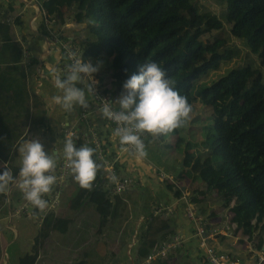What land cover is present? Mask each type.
Returning a JSON list of instances; mask_svg holds the SVG:
<instances>
[{
  "label": "trees",
  "instance_id": "trees-1",
  "mask_svg": "<svg viewBox=\"0 0 264 264\" xmlns=\"http://www.w3.org/2000/svg\"><path fill=\"white\" fill-rule=\"evenodd\" d=\"M222 4L220 17L211 12L199 14L192 0H40L41 31L49 35V30L63 21L61 8L69 9L72 20L84 23V38L74 39L81 48L82 60L94 63V59H104L114 88L122 92L123 83L138 73L140 63L154 61L191 106L197 100L202 108L207 106L211 122L197 128L195 139L182 138L181 127L155 139L165 141L167 148H176L182 142L174 177L198 179L204 185L203 189L192 188L187 194L188 201L197 204V194L214 193L216 201L230 212L231 231H239L259 249L264 242V76L257 67L245 62L228 67L213 79L202 80L209 71L230 59L234 51L221 45L223 37L217 34L210 40H202L203 32L197 26L187 34L179 32L192 18H202L208 29L220 28L224 20L229 23V33L242 39L264 65V0H223ZM44 18L53 21L48 25ZM8 29V22L0 18V162L6 163L0 166V172L9 170L15 177L20 165L11 162L14 147L27 138L30 128L42 124V117L31 111L19 62L21 48L10 39ZM197 82L201 83L200 88L192 93ZM100 86L109 90L108 86ZM88 123L82 119L76 126L72 138L77 147L94 148L92 142L84 139ZM45 152L52 154L51 150ZM93 158L101 167L91 187H81L69 170V188L63 203L73 212L92 204L100 219H104L115 212L117 203L109 188L102 184L106 178L96 150ZM163 179L174 196L181 194L178 185L169 178ZM61 183L56 181L52 188H62ZM70 220L52 209L46 210L30 249L18 256L17 264H33L48 232L65 231ZM201 220L205 230L210 227L205 219ZM171 231L166 217L148 216L138 233L137 252L146 255L165 241Z\"/></svg>",
  "mask_w": 264,
  "mask_h": 264
},
{
  "label": "crops",
  "instance_id": "crops-1",
  "mask_svg": "<svg viewBox=\"0 0 264 264\" xmlns=\"http://www.w3.org/2000/svg\"><path fill=\"white\" fill-rule=\"evenodd\" d=\"M61 9L63 21L55 24L52 31L62 37L83 39L85 36L84 23L72 20L69 9L64 7ZM0 11V18L9 24L7 33L10 39L21 48L19 62L24 73V87L29 94L31 111L35 113L36 117H42V124L30 128L27 138L14 147L12 164L21 166L18 149L28 139L39 141L45 151L51 150L52 154H55L58 147L57 141L64 138V132L75 131L78 122L83 119L97 130L103 157L112 162L114 173L117 176L127 175L131 178L128 188L118 193L112 192L111 185L108 186L111 182L107 178L102 184L109 188L110 195L115 196L117 203L115 212L100 219L98 213L93 211L91 228L80 227L72 230V234L77 235L76 240L80 242H84L83 236H87L89 240L94 236V240H92L95 241L94 244L84 242L73 249H70L67 244L62 254L59 245L43 246L42 243L38 248L36 258L40 257V252L43 250L48 257V262H46L48 264L55 261H58L57 264H73L78 260H81L82 264H209L204 258L198 236L194 233L193 224L184 214V207L187 203L183 195L188 194L192 188L203 189L204 185L198 179L186 180L182 178L178 180L174 177L179 168L181 152L178 148L180 147L178 146L174 150L167 148L164 146L165 141L157 140L145 133L141 138L145 143L146 155L138 157L134 152L120 150L118 139L111 133L109 123L95 108L91 100H89L88 109L77 107L70 113L60 110L52 99L55 94L53 82L57 75L61 78L64 75L59 69V49L52 42L50 36L41 31L43 14L40 0H0ZM105 62L104 59H94L92 64L98 65L99 70L93 74V77L100 85L109 87L114 102L119 98L121 90L114 88L111 84ZM76 86L83 88V85L79 83ZM34 99L37 101L36 105ZM62 160L63 156L56 162L53 172H56ZM5 164V162H0V166ZM18 172L15 177L18 176ZM161 174H166L167 177H170L169 181L180 187L182 192L179 196H174L172 190L165 187L163 178L166 177ZM68 181L69 175L61 183L63 189ZM62 188L60 187L59 205L62 199L64 207L61 208L57 205L55 208H51L60 215L62 214L58 213L60 208V211L63 208L67 209L63 203L65 193L61 194ZM197 196V204L191 202V205L210 226L207 228V232L212 233L206 239L207 245L229 253L233 255H230L231 257L240 259L242 262L254 260L257 254L264 255V242L259 249H256L245 235H241L239 231H231L233 224L229 221L230 212L223 208L218 200L216 201L214 193L203 192ZM0 199L1 251V247L7 239L8 232L5 229L17 233L16 227L9 222V218L13 217L12 215H22L37 224V229L39 222L37 211L40 210L30 203L26 212H15V209L20 207L23 202V193L15 183L9 184ZM83 209H86L83 212H89L86 205ZM212 211L215 212V215H210ZM75 213L67 209L63 214L72 219ZM150 215L166 217L168 220L172 231L166 235L167 239L165 238V240L179 235L181 241L179 246L174 247L165 256L145 261V255L137 252V238L139 231L144 226V220ZM81 217L85 218L82 212ZM51 231L48 233L50 234ZM218 234L224 236L219 237ZM2 263L0 262V264Z\"/></svg>",
  "mask_w": 264,
  "mask_h": 264
},
{
  "label": "clouds",
  "instance_id": "clouds-1",
  "mask_svg": "<svg viewBox=\"0 0 264 264\" xmlns=\"http://www.w3.org/2000/svg\"><path fill=\"white\" fill-rule=\"evenodd\" d=\"M98 70V65L94 66L80 57L73 59L63 78L59 75L55 77L52 99L60 110L70 113L77 107L88 109L89 100L95 95L93 74ZM78 83L83 88H78ZM122 88L116 101L102 100L97 110L104 119L117 125L113 136L118 138L125 152L144 157L142 134L156 138L181 127L190 118L192 106L187 98L180 94L154 61L140 63L138 73H133ZM57 145L55 155L62 154L74 180L81 187L90 188L101 167L93 158L95 149L87 145L77 147L69 134L58 140ZM18 152L21 157L18 176L14 177L9 170L0 172V193L5 192L10 183H15L24 199L43 211L48 206L44 196L51 192L57 180L52 174L56 166L54 154L46 153L44 146L33 139L26 140Z\"/></svg>",
  "mask_w": 264,
  "mask_h": 264
},
{
  "label": "rangeland",
  "instance_id": "rangeland-1",
  "mask_svg": "<svg viewBox=\"0 0 264 264\" xmlns=\"http://www.w3.org/2000/svg\"><path fill=\"white\" fill-rule=\"evenodd\" d=\"M192 1L199 14H202L204 12H209V13L211 12L222 17L220 14L223 9L222 6L223 0H192ZM189 18H191V15H189ZM194 26L201 28L203 32L201 34L202 40H210L214 35L217 34L218 36L223 37L221 45L229 46L234 51V54L230 59H228L225 62H222L217 69L209 71L208 74L204 76L202 80L213 79L216 76L220 75L222 72H224L228 67L243 64L245 62H249L252 66L257 67L260 71V74L264 76V65L260 64L257 56L254 53H251L247 49L242 39L233 37L229 33L228 22L223 20L220 28L208 29L207 27L205 28L202 18L201 19L199 17L195 19L192 18L187 26H183L180 28L179 32L183 34H187ZM200 85L201 83L197 82L193 88L192 93H194L195 91L197 92L198 89L200 88ZM197 101L192 105V112L190 113V118L183 123L179 131L180 136H182V138L184 139H195L196 134L198 133L197 128L199 126L211 122L209 108L207 106L202 108L201 104L198 103ZM179 146H182V142L179 144ZM170 149L174 150L175 147ZM61 158H62V154L53 155V159L56 162H58ZM67 183L68 182H66V184L64 183L65 186L61 194L66 192L65 188L66 190L68 188ZM59 206L61 208L64 207L62 204V199L60 201ZM61 208L59 209L58 213H62L61 216H63L64 210L66 212L67 209L63 208L62 211H60ZM86 208H89V212H83L86 209L85 210L80 209L72 216V219L69 221L65 231H59L56 229L52 230L51 233L48 234V236L44 239L42 245L43 246H48L49 244L51 245L56 244V246L59 245L61 248V253L63 254L64 248L66 247L67 244L70 246L69 247L70 249H73L75 246L81 245L84 242H89L90 244H94L95 241H92L94 240V236H92L91 240H89L87 236H83L82 238L84 239V242H80L79 240H76L78 236L77 235L74 236L72 234L73 229H77L80 227L83 228L92 227L93 217L91 216L93 211H95V209L92 206V204H86ZM81 212L82 215H85V218L81 217ZM12 216L13 217L9 218V222L16 227L17 233L16 232L14 233L9 229H5V231H7L8 233H7V239L5 240L6 243L3 244L0 251V262H3L2 264H17L18 256L30 249L32 237L36 232L37 224H34L31 219L23 217L22 215L21 216L12 215ZM40 253H41L40 257L36 258L33 264H48L46 263L48 262V257L46 256V252L42 250ZM57 263L58 261H55L51 264H57Z\"/></svg>",
  "mask_w": 264,
  "mask_h": 264
},
{
  "label": "built area",
  "instance_id": "built-area-1",
  "mask_svg": "<svg viewBox=\"0 0 264 264\" xmlns=\"http://www.w3.org/2000/svg\"><path fill=\"white\" fill-rule=\"evenodd\" d=\"M52 21H53L52 18L50 19L44 18L45 24L49 25L52 23ZM49 36L52 42L55 43V45L59 49V53H60L59 69L62 75H65L69 65L73 62V59L81 57V48L76 40L68 37H62L58 35L56 32H53L52 29L51 31L49 30ZM93 80L96 82L93 84L95 95L90 100L91 102H93L95 108L97 109L100 101L102 100L113 101V100L110 90H105L102 86H100L99 82L95 79V77H93ZM116 110L119 109L117 108ZM107 122L109 123L111 133H113L117 125L111 120H107ZM64 133L69 134L73 137L75 131L67 130ZM84 139L85 141L92 142V144L94 145V148L96 150V155L102 162L103 175L106 179L108 178L111 182L109 183V185H111L112 192L118 193L128 188V186L131 184V178L127 175L117 176L114 173L112 162L109 159L103 157L100 138L93 127L91 126L87 127ZM119 147L120 150L123 151L122 146L120 144ZM68 173H69V169L65 166V162L63 159L60 162L56 172H53L52 174L57 177L56 181L63 182L64 179L67 177ZM161 176L170 178L167 177L166 174H161ZM59 193H60V187H56L54 189L52 188L50 193L45 194L44 199L48 201V206L43 211H39V213L37 214L38 220L41 219L42 214L46 210L55 208L59 204ZM183 197L185 198V202L187 203V205L184 207V214L192 222L194 233L198 236V242L202 246L204 258L209 264H262V262L264 261L263 254H257L255 256V259L250 262H242L237 258L231 257L228 254L222 251H218L214 249L212 246L207 245L206 239L209 235H211L212 232L210 231L207 232V229L205 230L203 221L201 220L200 215L195 212L194 208L191 205V202L188 201L187 194H184ZM29 204L30 202L26 201L23 197L22 204L20 205V207L15 209V212L16 213H21L23 211L26 212V208ZM180 241L181 239L179 235L172 236L169 240H165L160 244L154 246L151 250H149V252H147L144 257V260L148 261L156 257L165 256L174 247L179 246Z\"/></svg>",
  "mask_w": 264,
  "mask_h": 264
}]
</instances>
